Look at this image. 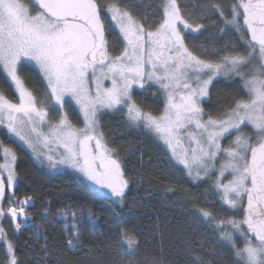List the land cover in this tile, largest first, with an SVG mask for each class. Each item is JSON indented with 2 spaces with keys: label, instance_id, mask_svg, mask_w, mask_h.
Segmentation results:
<instances>
[{
  "label": "snow or ice",
  "instance_id": "snow-or-ice-1",
  "mask_svg": "<svg viewBox=\"0 0 264 264\" xmlns=\"http://www.w3.org/2000/svg\"><path fill=\"white\" fill-rule=\"evenodd\" d=\"M198 7L197 15L177 0H160L150 18L127 0H0V126L40 165L71 170L112 208L110 235L87 254L88 264H126L116 250L134 254L141 244L137 224L121 218L124 208L131 211L139 173L121 155L104 122L109 116L158 142L182 179L217 194L218 210L199 209L215 241L197 238L198 264H264V0ZM207 27L221 41L229 30L236 39L210 49L188 41ZM29 67L43 91L29 83ZM221 81L238 92L222 101L214 91ZM0 152V219L12 233L0 224V264H31L13 238L34 220L27 211L34 196L18 187L29 174L14 148L0 141ZM50 203L42 219H59L61 236L30 225L43 237L32 249L36 264H81L61 257L60 248L81 247L82 225L95 228L99 218L71 204L52 212ZM127 264L170 262L161 251L160 259Z\"/></svg>",
  "mask_w": 264,
  "mask_h": 264
},
{
  "label": "trees",
  "instance_id": "trees-1",
  "mask_svg": "<svg viewBox=\"0 0 264 264\" xmlns=\"http://www.w3.org/2000/svg\"><path fill=\"white\" fill-rule=\"evenodd\" d=\"M159 2L160 0H127V4L132 5L134 11L150 18L156 17ZM177 2L182 6L187 5L188 11L198 15V6L206 3L207 0H177ZM222 2L227 4L228 0H222ZM213 22L209 21L208 24ZM220 27H225V25H220ZM220 35L218 29L207 27L200 34L189 35L188 41L210 49L214 44L234 41L237 36L234 31L229 30L221 41ZM25 74L31 85L43 91L30 67L25 69ZM226 83V81H221L214 89L222 101L234 92H238L237 89L227 88ZM213 106H215V101ZM119 120L118 116H109L105 117L104 122L110 126L116 145L122 148L121 155L125 157L128 168L132 169L135 165L139 173L128 196L131 211L129 208H124L121 218L137 224L138 231L141 233L139 238L141 244L138 250H134V254H125L127 249L123 252L119 249L116 251L126 264L128 260L144 262L154 258L160 259L161 251L170 264H198L200 253L196 243L197 238L205 236L209 243L215 241L211 232L212 226L199 215V209L203 207L206 210H218L221 205L217 203V194L215 191H206L207 185L195 187L182 179L180 173L171 168L168 153L158 142L143 134H130ZM1 139L5 144L14 148L19 157V168L29 174L26 179L18 183L20 194L28 193L34 196L32 205L27 208L34 220L25 224L13 237L21 246V255L28 256L31 264H36L32 249L42 244L43 237L37 238L34 235L35 229L30 227L33 222L39 225L41 231H46L50 237L61 236L59 230L62 222L59 219H53L50 222L47 217L42 219L45 204L50 201L52 212H56L65 204L76 205L85 210L92 208L95 211L99 222L95 228L87 224L82 225L84 232L81 237L82 246L71 250L60 248V256L64 259L88 264L87 254L94 253L96 249H102L110 235L108 228L112 226L109 224L112 218V208L107 199L101 195H94L95 190L89 184L86 187L83 186L71 172L50 173L35 161L28 150L7 138L3 132H1ZM171 177H175L179 182L173 183ZM166 186L175 188V191L165 192ZM187 192L194 193L195 198L186 197ZM134 201L137 207H132ZM73 210L76 209L73 208ZM224 214L232 215V211L227 210ZM156 217L159 218L160 226L157 224ZM1 224L9 230V235H12L9 220L7 218L1 220ZM60 242L63 244L62 239ZM2 246L3 243L0 244V247ZM220 251L227 254L224 249Z\"/></svg>",
  "mask_w": 264,
  "mask_h": 264
},
{
  "label": "rangeland",
  "instance_id": "rangeland-1",
  "mask_svg": "<svg viewBox=\"0 0 264 264\" xmlns=\"http://www.w3.org/2000/svg\"><path fill=\"white\" fill-rule=\"evenodd\" d=\"M1 132H3L5 135H6V137L7 138H10L12 141H15L18 145H20V146H22V147H24L26 150H28L29 152H30V154L33 156V158H34V154L31 152V150L30 149H28L27 148V146L26 145H24L22 142H20L17 138H15V137H13V136H11L8 132H7V129L4 127V126H0V141H2L3 142V140L1 139ZM4 143V142H3ZM5 144V143H4ZM5 145H8V144H5ZM9 146V145H8ZM2 159H3V157H2V152H0V162H2ZM35 159V158H34ZM36 161V160H35ZM37 162V161H36ZM38 163V162H37ZM39 164V163H38ZM40 165V164H39ZM41 166H43V165H41ZM47 171H49L50 173H53V174H55V173H62V172H71V170H69V169H67V168H58V169H52V168H48V167H46V166H43ZM91 187H92V185L91 184H89ZM93 188V187H92ZM230 211H232V210H230ZM4 219H6V218H3L2 220H4ZM30 221V220H29ZM29 221H25L24 222V225L25 224H27ZM1 224V223H0ZM1 243H3V241H0V244Z\"/></svg>",
  "mask_w": 264,
  "mask_h": 264
},
{
  "label": "flooded vegetation",
  "instance_id": "flooded-vegetation-1",
  "mask_svg": "<svg viewBox=\"0 0 264 264\" xmlns=\"http://www.w3.org/2000/svg\"><path fill=\"white\" fill-rule=\"evenodd\" d=\"M1 220H2V219H0V223H1Z\"/></svg>",
  "mask_w": 264,
  "mask_h": 264
}]
</instances>
